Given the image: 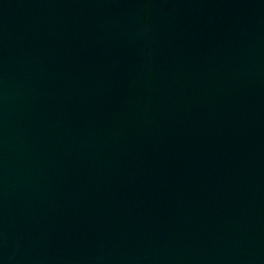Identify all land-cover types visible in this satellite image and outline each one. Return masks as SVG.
Returning a JSON list of instances; mask_svg holds the SVG:
<instances>
[{"label": "water", "instance_id": "95a60500", "mask_svg": "<svg viewBox=\"0 0 264 264\" xmlns=\"http://www.w3.org/2000/svg\"><path fill=\"white\" fill-rule=\"evenodd\" d=\"M0 264H264V0H0Z\"/></svg>", "mask_w": 264, "mask_h": 264}]
</instances>
